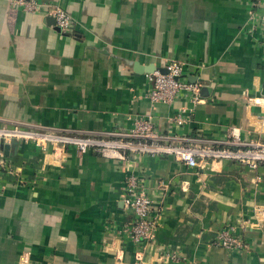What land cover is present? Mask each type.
Segmentation results:
<instances>
[{"label":"crops","instance_id":"0c3cea01","mask_svg":"<svg viewBox=\"0 0 264 264\" xmlns=\"http://www.w3.org/2000/svg\"><path fill=\"white\" fill-rule=\"evenodd\" d=\"M257 0H41L35 14L0 0V124L27 122L60 129H130L151 114L164 135L225 143H264V30ZM64 9L74 32L45 15ZM184 64L182 91L152 105L138 67ZM180 113L186 121L174 122ZM10 146V145H8ZM12 151V150H10ZM25 184L6 177L0 194V264H264V167L231 161L189 168L169 156L120 164L68 149L53 163L31 144L10 157ZM133 172L159 210L152 245L121 230L132 220L122 202ZM238 220L244 253L215 244L216 232Z\"/></svg>","mask_w":264,"mask_h":264},{"label":"built area","instance_id":"2783aa9c","mask_svg":"<svg viewBox=\"0 0 264 264\" xmlns=\"http://www.w3.org/2000/svg\"><path fill=\"white\" fill-rule=\"evenodd\" d=\"M13 9L35 14L46 8L41 0H5ZM261 7L259 18L264 30V0H257ZM52 18L53 26L61 33L72 35L74 23L71 16L61 7L49 6L45 12ZM166 74L155 71L146 74L150 82L147 98L152 105L171 104L182 91L191 92L193 101L198 100V86L183 80L184 64L169 60L165 63ZM177 124L186 119L182 113L173 118ZM17 141L18 144H31L43 154L49 155L53 163L65 161L68 149H74L79 156L94 153L105 160L120 164L133 161L141 156H169L176 162L189 168L204 167L208 161H231L250 170L264 167V143L249 141L239 143L236 135L225 143L215 140L199 139L186 136L160 134L155 129L151 114L132 118L130 129L117 128L107 132L60 129L27 122L0 124V194L6 177L11 183L25 184L17 175L18 168L5 154V146ZM130 163V162H129ZM122 202L131 213L132 220L126 223L121 233L135 245L141 247L136 255L137 262L142 259V252L152 245L157 229L159 210L153 197L147 191L146 183L139 175L130 172L123 183ZM258 223L264 221V209L254 211ZM251 226L249 221L238 220L235 225H228L216 232L215 244L228 252L244 253L250 250L238 229L245 231Z\"/></svg>","mask_w":264,"mask_h":264},{"label":"water","instance_id":"95a60500","mask_svg":"<svg viewBox=\"0 0 264 264\" xmlns=\"http://www.w3.org/2000/svg\"><path fill=\"white\" fill-rule=\"evenodd\" d=\"M58 30V29H57ZM59 31V30H58ZM134 69L137 73H145V74H151L155 71H159L162 74H166L167 70L162 67H155L154 65H150L149 67H138V65H134ZM18 142L17 141H12L10 146H5V154L9 157H12L16 150L18 149ZM12 150V151H10Z\"/></svg>","mask_w":264,"mask_h":264},{"label":"rangeland","instance_id":"374dc122","mask_svg":"<svg viewBox=\"0 0 264 264\" xmlns=\"http://www.w3.org/2000/svg\"><path fill=\"white\" fill-rule=\"evenodd\" d=\"M25 122V121H24ZM34 124V123H33ZM43 126H45V125H43ZM50 127V126H49Z\"/></svg>","mask_w":264,"mask_h":264}]
</instances>
